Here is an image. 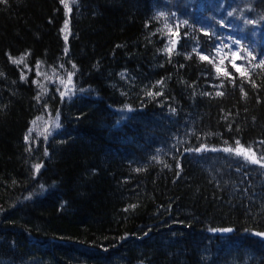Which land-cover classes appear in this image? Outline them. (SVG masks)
<instances>
[{"label":"trees","instance_id":"1","mask_svg":"<svg viewBox=\"0 0 264 264\" xmlns=\"http://www.w3.org/2000/svg\"><path fill=\"white\" fill-rule=\"evenodd\" d=\"M70 6L0 0V264H264V0Z\"/></svg>","mask_w":264,"mask_h":264},{"label":"snow or ice","instance_id":"2","mask_svg":"<svg viewBox=\"0 0 264 264\" xmlns=\"http://www.w3.org/2000/svg\"><path fill=\"white\" fill-rule=\"evenodd\" d=\"M2 2L6 3L7 0H2ZM78 2H79V0H60V3L63 5V7L65 9L66 17H70V14L72 12V7L70 6V3L71 4H78ZM161 15H163V13H161ZM185 23H187V22L185 21ZM249 23H255V22L254 21H249ZM61 32L64 33V37L63 38L65 40V43H67L68 35L70 34V19H66L65 20V22L63 24V27L61 29ZM169 34L175 35V33H172L171 29H169ZM236 43H239V41H236ZM170 45H171L170 47L165 49L166 53H168L169 55L175 49L176 40H174V39L171 40L170 41ZM67 51H68V49L65 48V54H67ZM197 54L199 55V53H197ZM233 56H235V53H233ZM248 56L252 57V59L255 60V57L252 56L251 52H248ZM9 59L14 64H21V63L24 62L25 57L21 56L19 59H15V58H12L10 56ZM200 59L201 60H207L209 63H213L212 60H208V57L204 56V55H200ZM240 59H245V58L244 57H240ZM220 63H223V61H221ZM249 63H251V61H249ZM231 65L236 70V72L239 73V75H240V77L242 79H248V81L252 84L253 87L257 86L255 84V82L250 79L249 74H248L247 71H241V67L237 66V64L235 63V60H233L231 62ZM252 66L254 68H259L261 70H264V59H261L258 64H255V65H252ZM37 67H39V65H37ZM73 67L75 68V65H73ZM216 73L218 75H224L226 78H231V74L226 72V71L222 72L221 68L218 65L216 66ZM71 77H72V73H69V77H68V81H67V83H69V84H71ZM21 78L24 79L25 77L22 76ZM61 83H65V82L63 80H61ZM158 83L162 84L163 81H159ZM241 90L243 91V89H241ZM63 95H65V93H61V96H63ZM148 95L151 96V95H153V93L149 92ZM217 95H223V93L222 92H218ZM244 95L246 97L247 93H244ZM37 99H39V97H37ZM128 110L131 111V109H128ZM37 119L39 120V119H42V118L38 117ZM32 124L35 125L36 121H33ZM55 127L56 128L60 127L59 122H58V114H57V121L55 123ZM31 132H32V129H29L28 134L25 136V140L26 141L30 138ZM45 139H47V136H45ZM262 143H264V142H262ZM236 145H237V147L235 149H233V148H225L224 151L229 152V153H234L236 156L243 157V159L245 161H248V162H250L252 164L260 165V167L264 168V155H262V156H260L258 158L257 155H256V152L253 149H251V147L245 148L243 145L240 144L239 140L236 141ZM45 154L47 155V152ZM41 167H42V165H40V164L34 165L35 171L37 173H39ZM132 207H134V206H132ZM214 231L231 232L233 230L229 228V229L214 230ZM255 235L260 236V237H264V232H257V233H255Z\"/></svg>","mask_w":264,"mask_h":264},{"label":"rangeland","instance_id":"3","mask_svg":"<svg viewBox=\"0 0 264 264\" xmlns=\"http://www.w3.org/2000/svg\"><path fill=\"white\" fill-rule=\"evenodd\" d=\"M233 43H234V42H233L232 40H229V44H231V45H232Z\"/></svg>","mask_w":264,"mask_h":264},{"label":"water","instance_id":"4","mask_svg":"<svg viewBox=\"0 0 264 264\" xmlns=\"http://www.w3.org/2000/svg\"><path fill=\"white\" fill-rule=\"evenodd\" d=\"M225 229H229V228H225ZM231 229V228H230ZM223 233H225L224 231H222Z\"/></svg>","mask_w":264,"mask_h":264}]
</instances>
